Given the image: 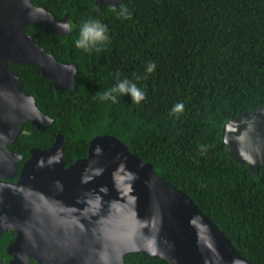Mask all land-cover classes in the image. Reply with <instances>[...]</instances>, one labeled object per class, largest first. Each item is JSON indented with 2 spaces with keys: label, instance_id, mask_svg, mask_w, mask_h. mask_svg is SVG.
I'll use <instances>...</instances> for the list:
<instances>
[{
  "label": "trees",
  "instance_id": "1",
  "mask_svg": "<svg viewBox=\"0 0 264 264\" xmlns=\"http://www.w3.org/2000/svg\"><path fill=\"white\" fill-rule=\"evenodd\" d=\"M31 2L54 20L66 16L64 38L42 23L26 33L56 61L74 64L76 79L72 90L55 91L36 67L9 65L52 123L38 132L26 122L7 147L25 157L59 133L66 166L85 157L92 137L114 136L183 192L241 257L264 264V167L250 174L219 139L223 122L264 105V0H118L99 10L93 0ZM91 22L105 27L106 40L77 48ZM124 81L144 99L104 98ZM123 263L167 264L139 253Z\"/></svg>",
  "mask_w": 264,
  "mask_h": 264
},
{
  "label": "water",
  "instance_id": "2",
  "mask_svg": "<svg viewBox=\"0 0 264 264\" xmlns=\"http://www.w3.org/2000/svg\"><path fill=\"white\" fill-rule=\"evenodd\" d=\"M118 0H93L114 8ZM59 20L31 0H0V236L15 233L6 249L12 264H124L139 253L167 264H256L245 260L181 191L157 177L111 135H96L86 155L65 166L62 136L31 148L15 183L20 155L7 149L28 122L36 131L52 119L21 90L9 65L38 69L55 91L72 90L76 68L56 61L26 28L42 23L59 38L69 34ZM69 25V24H68ZM219 139L235 164L250 174L264 167V105L223 122Z\"/></svg>",
  "mask_w": 264,
  "mask_h": 264
},
{
  "label": "clouds",
  "instance_id": "3",
  "mask_svg": "<svg viewBox=\"0 0 264 264\" xmlns=\"http://www.w3.org/2000/svg\"><path fill=\"white\" fill-rule=\"evenodd\" d=\"M56 27L62 32L69 30V25L66 22L57 24ZM105 31V27L97 22L85 23L80 30L79 39L76 41V47L89 50L95 45L102 44L106 40ZM154 67L155 65L151 66L148 70L152 71ZM113 92L121 95H130L133 103H139L144 99V94L137 89L134 84L130 85L127 81L119 83L109 93H105L104 98H112L114 100L115 97L111 96ZM181 109L182 105H177L174 111L179 112Z\"/></svg>",
  "mask_w": 264,
  "mask_h": 264
},
{
  "label": "flooded vegetation",
  "instance_id": "4",
  "mask_svg": "<svg viewBox=\"0 0 264 264\" xmlns=\"http://www.w3.org/2000/svg\"><path fill=\"white\" fill-rule=\"evenodd\" d=\"M69 29H70V26H69ZM31 148H35V147H30L29 149H31ZM7 149L11 152H15V151L10 150L8 147H7ZM29 149L26 150L27 153H26L25 157H23L19 153L15 152L16 154L20 155V160L18 161V163L15 167V175L10 179H6V180L2 179L3 181L9 182V183H15L16 182L21 165L29 157V155H28ZM14 238H15V233L13 231H8V232H6L0 236V264H12V262L14 263V257L10 254H7V252H6V249L12 244ZM28 264H35L33 262L32 257L28 258Z\"/></svg>",
  "mask_w": 264,
  "mask_h": 264
}]
</instances>
